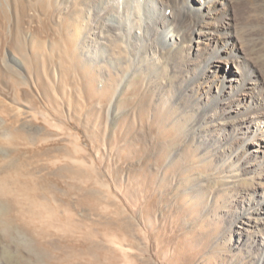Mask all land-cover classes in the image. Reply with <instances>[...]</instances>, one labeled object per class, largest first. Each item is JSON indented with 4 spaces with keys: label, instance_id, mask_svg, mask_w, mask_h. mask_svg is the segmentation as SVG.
<instances>
[{
    "label": "rangeland",
    "instance_id": "rangeland-1",
    "mask_svg": "<svg viewBox=\"0 0 264 264\" xmlns=\"http://www.w3.org/2000/svg\"><path fill=\"white\" fill-rule=\"evenodd\" d=\"M242 1L232 11L264 75V1ZM84 15L76 0H0V168L18 183L20 223L37 239L4 223L0 200V264H45L47 242L68 264H253L264 230L242 236L253 224L229 213L238 197L210 158L224 153L193 134L194 109L177 100L189 70L170 64L149 79L141 68L119 89L136 62L125 44L109 45L105 61L86 57ZM3 176L1 195L12 187ZM257 183L234 185L260 194Z\"/></svg>",
    "mask_w": 264,
    "mask_h": 264
},
{
    "label": "bare ground",
    "instance_id": "bare-ground-1",
    "mask_svg": "<svg viewBox=\"0 0 264 264\" xmlns=\"http://www.w3.org/2000/svg\"><path fill=\"white\" fill-rule=\"evenodd\" d=\"M235 1L238 0H76L85 14L78 42L83 43L82 53L93 60L99 58L98 62L105 61L109 45L118 50L125 44L136 64L123 75L119 89L124 86L123 80L141 68L148 72L149 79L161 74L170 64L171 71L177 69L178 64L179 69L191 72L182 76L178 86L182 94L177 100L189 103L194 109L198 124L194 126L193 134L201 136L204 131L202 138L211 148L214 150L213 146H217L224 153L218 156L214 151L210 158L219 159L223 189L235 191L238 197L235 201L238 210L229 208V213L234 212L237 221L243 225L253 224L252 231L239 228V234L252 233L248 235L251 238L260 236L261 228L264 230V216L261 217L264 215L261 208L264 206V75L255 69L254 60L247 53L249 39H244L242 33L243 29L245 35L247 33L245 26L237 22L232 11ZM63 2L69 6L71 0ZM261 4L257 5L259 11L254 9L257 7L249 9L256 14L257 11L263 13ZM69 15L71 18L72 13ZM116 59L113 67L119 72L122 60ZM15 123L14 116L12 130ZM9 152L14 157L17 155L15 149L10 148ZM9 166L17 177L16 162ZM0 169L4 181L12 186L5 194H0L6 210L4 223L35 240L33 224L25 228L20 223L18 196L21 190L18 183L5 175L6 168ZM243 179L258 180L256 188L261 190L260 194L254 188L234 185ZM200 186L198 190L202 188ZM27 202L28 215L35 220L34 202L29 199ZM262 240L258 244L261 254H255L253 264H264V238ZM44 246L43 263L68 264L62 245L55 248L47 242Z\"/></svg>",
    "mask_w": 264,
    "mask_h": 264
}]
</instances>
